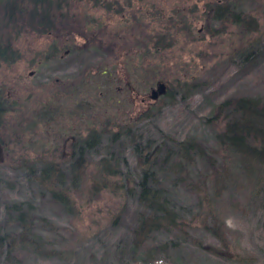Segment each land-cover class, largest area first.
Segmentation results:
<instances>
[{
  "label": "rangeland",
  "instance_id": "374dc122",
  "mask_svg": "<svg viewBox=\"0 0 264 264\" xmlns=\"http://www.w3.org/2000/svg\"><path fill=\"white\" fill-rule=\"evenodd\" d=\"M158 81L169 93L153 100ZM241 96L264 100V0H0V264H122V249L124 264H264V167L240 171L236 157L222 165L228 152L217 143L228 118L220 103ZM127 129L143 143L167 135L208 148L215 162L196 157L189 172L209 192L200 204L205 223L191 235L227 249L207 226L221 221L244 259L203 253L193 241L133 259L125 252L137 204H126L114 183L122 178L101 158L106 145L115 158L104 164L139 175L143 158ZM91 133L74 174L75 143ZM54 172L81 187L73 205L43 185L41 175ZM177 196L198 205L196 190L182 185ZM30 202L60 232L45 233L56 248L48 254L30 252Z\"/></svg>",
  "mask_w": 264,
  "mask_h": 264
},
{
  "label": "trees",
  "instance_id": "16d2710c",
  "mask_svg": "<svg viewBox=\"0 0 264 264\" xmlns=\"http://www.w3.org/2000/svg\"><path fill=\"white\" fill-rule=\"evenodd\" d=\"M34 1L39 2L41 0ZM40 9L42 8L40 7ZM218 14L217 12L216 15ZM234 14L236 15L234 21L240 23L242 21L241 12H235ZM168 93L169 90L167 89V92L162 96ZM219 107L220 111L225 109L228 116L224 128L217 133L218 145L222 146L224 152H228L226 157L223 158L222 165L224 163L226 165L227 160H230L228 163H232L234 157H236L241 160V163L246 164L243 167L240 163V171H250L249 165L254 164L264 167V100L241 96L234 100L223 101ZM212 112L214 114V109H212ZM109 134L107 132L105 135L109 136ZM94 135L91 133L85 139H77L75 147L78 148V151L75 157L78 156L73 162L74 164L70 165L74 174L77 173L76 165L78 163L81 164L85 146L93 143ZM116 135L113 134L110 141L118 140L119 138L117 139ZM122 135L132 143L131 146L134 154L137 155L138 161L143 158V165L140 164L139 167V175L135 176L129 169L119 166L118 163H116L115 167H113V164H104L106 161L115 158V151L110 150L109 147L106 148L105 144L102 149H107L109 152H107L106 157L101 158V162L103 170L107 171L109 175L122 178L121 181H115L114 183L117 190L121 189V192H124L122 195L125 197L126 204L132 202V200H135V204H137L136 209H133L132 212V241L125 252L129 253L133 259L139 255H149L153 250L161 252L181 250L182 247H186L185 244L187 242L193 241V246L198 247L203 253L208 251L210 254L213 253L226 259H244L245 257L242 258L239 253L230 250L225 232L220 231L223 227L218 225L221 221L214 220L213 224L207 223V226L214 235L218 236L223 246L227 247V249L220 248L214 244H205L201 240L202 238L197 239L198 237L191 235L193 224L195 225L199 220L205 223V219L200 217L203 216L201 205L204 206L209 192L207 185L201 181L204 178L197 179V181L191 180L189 172L196 157L204 158L210 165L212 164L209 161L215 162L212 157L213 154L208 151V148L193 138L174 139L167 135H160L161 138L159 136V139H157L147 136L145 143H143V135L141 134L140 136L132 129L125 130ZM157 143L160 145L157 148L156 146L153 147ZM87 147L89 146L87 145ZM145 151L146 155H144ZM123 160L127 164V158L125 157ZM41 176L44 177V181H47L42 182L43 185L52 192L55 199L61 201L64 205L70 206L74 204L75 200L73 199L72 191L81 189L80 186H74L76 179L72 177L71 183H65V180H59L60 174L56 172L52 174L45 173ZM108 181L113 184L111 179L101 180L104 183ZM72 183L73 187H71ZM96 184L94 182L89 184L90 187L95 189V193L100 189L94 187ZM182 185L187 189L198 191L197 197L199 201L197 206L191 203H184L179 199L177 190ZM56 186L61 191L55 190ZM104 186L106 187L107 183ZM211 186H213L215 195H218L220 191L217 188V182H211ZM34 210L35 206L30 202V252L48 254L56 250V248L51 239L46 237L47 234L45 233L60 234V232L53 225L51 219L38 215L33 212ZM120 218H123L121 213L114 223H118ZM39 229H43L44 231L42 232L44 234ZM161 234L167 235L168 238L158 239L157 237L161 236ZM152 240L156 241L155 245L148 247V243ZM122 250L118 256H121L122 264H124L126 260L123 259L125 253Z\"/></svg>",
  "mask_w": 264,
  "mask_h": 264
},
{
  "label": "water",
  "instance_id": "95a60500",
  "mask_svg": "<svg viewBox=\"0 0 264 264\" xmlns=\"http://www.w3.org/2000/svg\"><path fill=\"white\" fill-rule=\"evenodd\" d=\"M167 92V84L165 81H158L156 86L151 89L150 98L153 100L158 99L161 95Z\"/></svg>",
  "mask_w": 264,
  "mask_h": 264
},
{
  "label": "flooded vegetation",
  "instance_id": "af4514ba",
  "mask_svg": "<svg viewBox=\"0 0 264 264\" xmlns=\"http://www.w3.org/2000/svg\"><path fill=\"white\" fill-rule=\"evenodd\" d=\"M142 101H144V102H145V101H146V98H144V97H143V98H142Z\"/></svg>",
  "mask_w": 264,
  "mask_h": 264
}]
</instances>
